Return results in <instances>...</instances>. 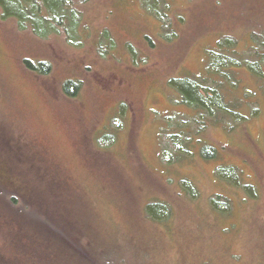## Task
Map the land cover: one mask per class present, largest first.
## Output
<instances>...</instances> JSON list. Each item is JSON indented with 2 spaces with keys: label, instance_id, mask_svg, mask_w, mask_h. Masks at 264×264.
I'll list each match as a JSON object with an SVG mask.
<instances>
[{
  "label": "rangeland",
  "instance_id": "374dc122",
  "mask_svg": "<svg viewBox=\"0 0 264 264\" xmlns=\"http://www.w3.org/2000/svg\"><path fill=\"white\" fill-rule=\"evenodd\" d=\"M167 1L172 23L148 10L150 0H90L73 42L21 30L0 8V191L17 197L9 175L54 178L98 236L123 224L121 240L150 241L151 264H264V79L242 65L226 69L237 73L233 84L212 76L241 117H208L203 132L205 113L169 83L211 77L209 51L224 29L240 38L236 65L256 63L254 43L230 20L196 21L207 0ZM28 58L49 62L50 73L27 69ZM68 79L81 84L75 97L63 92ZM215 86L205 80L202 91ZM207 145L214 157L203 156ZM150 201L172 208L168 222L142 216Z\"/></svg>",
  "mask_w": 264,
  "mask_h": 264
},
{
  "label": "trees",
  "instance_id": "16d2710c",
  "mask_svg": "<svg viewBox=\"0 0 264 264\" xmlns=\"http://www.w3.org/2000/svg\"><path fill=\"white\" fill-rule=\"evenodd\" d=\"M88 1L90 0H0V8L2 17L15 20L21 30L30 29L37 36H50V33L62 31L68 34L69 41L73 42L77 34L75 30L79 31L81 26L82 13L79 7ZM207 2L210 6L207 7L203 2L204 8L198 12L199 14H195L196 21L203 20L204 16L210 19L212 15L216 16V19L232 21L235 27L245 31L252 38L254 45L251 49L256 63L246 64L241 61L236 65L229 61L231 58L232 60L237 58L239 54L240 38L237 33L224 29L218 37L217 50L209 51L212 53L210 64L216 68L214 71H208L211 77L204 76L203 81L186 77L170 79L169 83L177 88L181 102L194 107L202 114L205 113L202 120L204 125L199 132L205 131L208 117L215 120L219 118L224 124V115L234 114L235 119L240 116L232 111L230 104L224 102L221 92L224 85L221 81L212 80V76L216 74L224 80L234 77L237 79L236 72L228 73L226 69L231 65H242L249 67L253 75L256 73L264 79V5L260 0H207ZM160 3L165 7L160 9ZM150 4L148 10L160 21L170 18L169 23H172L174 17L169 13L170 4L167 0H150ZM181 17L185 21V17ZM107 39L108 34L104 32L99 42V51H105L108 47ZM24 66L38 74H47L51 70L49 62L35 61L31 58L24 60ZM257 66L260 69L258 71ZM205 80L217 82L218 86L202 91ZM230 82L234 83L231 80ZM80 85L79 81L68 79L64 82L63 92L75 97ZM246 91L252 92L251 89ZM202 153L208 158L214 157L216 151L207 145L203 146ZM2 172L0 176L6 177ZM17 175L23 176L21 173ZM30 175L35 174L30 172ZM8 178L14 182L15 187L17 185V189L14 190L17 197L12 194L11 201L8 202V191L6 194L5 190L0 191V264H151L146 251L150 241L137 235L134 239L130 236L127 241L121 240L120 233L127 230L123 224H118L116 229L110 227L108 231L111 232L100 237L96 234L99 230L78 221L75 218L77 207L70 189L58 180L55 181L54 178L42 180L33 176L27 184L24 178L21 182L15 181L14 175H9ZM19 198H24L22 205ZM168 206L163 201H150L144 207L142 216L147 217L156 226L165 224L172 214V208L165 211V207ZM121 210L124 212L123 208ZM199 233L200 231H193L192 236L198 237ZM125 234L128 236L129 233ZM200 263L205 264L203 261Z\"/></svg>",
  "mask_w": 264,
  "mask_h": 264
}]
</instances>
